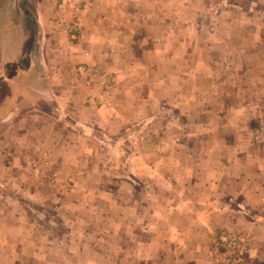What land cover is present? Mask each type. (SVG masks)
Instances as JSON below:
<instances>
[{"label": "crops", "instance_id": "obj_1", "mask_svg": "<svg viewBox=\"0 0 264 264\" xmlns=\"http://www.w3.org/2000/svg\"><path fill=\"white\" fill-rule=\"evenodd\" d=\"M202 1L0 0V264H264V22Z\"/></svg>", "mask_w": 264, "mask_h": 264}, {"label": "rangeland", "instance_id": "obj_2", "mask_svg": "<svg viewBox=\"0 0 264 264\" xmlns=\"http://www.w3.org/2000/svg\"><path fill=\"white\" fill-rule=\"evenodd\" d=\"M202 2H204L202 4L204 12L202 11L203 14H200V16L203 17L202 21L204 22L203 23L204 25H201L199 28L204 29V31H213L212 28H215V31H217V32H232L235 34H238V32L243 31V32H246L247 34H249L250 36H252L251 39H253L255 32L258 31V27L252 22L248 23V20L244 21L245 24H242V26H240L238 23V18L240 16H246L248 18H251L252 21H254V19L260 18V20L264 22V6L261 5V4H263L261 2V0H203ZM232 12H235V15L232 14ZM215 13L216 14L218 13L220 15L225 13L227 16L232 14L234 21L232 22V24H225L222 18L217 17L218 20L215 22V24L209 23V21L207 22L208 23L207 24L206 23V21L208 20L207 17H212L213 14H215ZM239 13L241 15H239ZM261 47L264 48V44ZM205 67H206V62L200 58L199 59V70H201V71L199 72V74L197 76H195V78L197 79L196 80L197 82L206 84V86L202 85V88H204V89H202V92H201V93L206 94L208 87L210 86L209 82H211L212 80H219L220 75L218 74V72L214 71L215 73H212L211 79L209 80L208 73L202 71L203 68H205ZM217 74L219 75V77H217L218 76ZM239 82H242L245 84L247 82V78L245 81L240 80ZM189 91H191L190 88H189ZM205 108H206L205 105H201L198 107L197 110H199V112H200V111H202L201 109H203V111H204ZM199 115H202V114L199 113ZM196 119H198V117H196ZM194 121L192 124L193 126L184 127L185 129H187L188 133L194 132V130H196L197 126L194 125ZM205 121L206 120H204V122L202 123V121L199 120L197 125L198 124L200 125L202 123L205 126ZM195 124H196V121H195ZM132 126H135L136 137L134 139H135V143H136L139 141L138 139L141 136L140 135L141 132L145 130L144 128H146V123H142L140 121V123L136 122V123L132 124ZM125 140L126 139H123L122 141H120V145L118 146L121 149L119 151V154H118V157L120 160L119 162L123 163V167L126 166V164H127L126 160L129 158L130 155H132V154L128 153L127 150L126 151L123 150V149H126V144L124 143ZM143 140L144 139H141L140 142H142ZM156 141L157 142H150L147 144L149 146L155 145L156 143H158V140H156ZM140 142H138V143H140ZM122 163H119V166H122ZM122 172L125 174L126 169H123ZM57 185L58 184L55 185V188L57 187ZM60 186H62L65 189V187L63 185H60ZM137 186H140V183H137ZM123 191H125V192L127 191L126 187L123 188ZM231 234L236 235L237 232L231 231ZM242 237L244 238V236H242ZM244 250H245V248L242 250V253L244 252ZM228 252H231V251L229 250ZM228 252L224 251V249H221L220 250L221 258H224V260H225V256H227ZM242 253L238 254V256H241ZM237 259H239V258H237Z\"/></svg>", "mask_w": 264, "mask_h": 264}, {"label": "built area", "instance_id": "obj_3", "mask_svg": "<svg viewBox=\"0 0 264 264\" xmlns=\"http://www.w3.org/2000/svg\"><path fill=\"white\" fill-rule=\"evenodd\" d=\"M217 245L228 252L227 261H232L233 256H238L242 253V250L245 248L244 241L245 239L240 234L233 235L231 231L221 232L218 236Z\"/></svg>", "mask_w": 264, "mask_h": 264}, {"label": "water", "instance_id": "obj_4", "mask_svg": "<svg viewBox=\"0 0 264 264\" xmlns=\"http://www.w3.org/2000/svg\"><path fill=\"white\" fill-rule=\"evenodd\" d=\"M38 64V63H37Z\"/></svg>", "mask_w": 264, "mask_h": 264}]
</instances>
